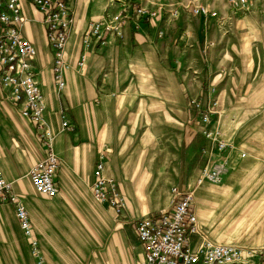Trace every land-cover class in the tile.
<instances>
[{"label":"crops","instance_id":"obj_1","mask_svg":"<svg viewBox=\"0 0 264 264\" xmlns=\"http://www.w3.org/2000/svg\"><path fill=\"white\" fill-rule=\"evenodd\" d=\"M225 1L139 0L137 5L146 8L150 3L165 6L162 15L139 19L132 6L125 8L117 0H69L73 22L65 48L68 68L63 71L65 86L59 90L41 15L23 0L22 35L36 50L34 69L45 102L44 120L60 160L55 176L58 195L48 198L32 187L28 173L42 160L43 148L34 125L21 117L1 86L0 169L25 206L46 264H137L144 250L132 223L168 210L173 189L194 187L196 178L193 170L186 171L187 162L196 145L197 176L204 141L191 125L188 100L204 96L212 86L220 87V73L229 62L224 49L230 43L225 44L221 25L212 26L214 19L203 23L180 7L199 2L223 13ZM173 7L180 9L176 19L168 13ZM121 12L122 37L107 33L106 44H94L79 69L82 38L90 25ZM255 19L234 25V32H242V46L247 36L264 32V19ZM204 36L214 47L211 68L202 50ZM243 58L247 62L249 57ZM243 92L241 102L260 114L254 122H246L225 110L234 119L224 125L235 147L228 153L230 170L220 184L195 189L196 213L214 242L243 244L248 233H254L252 243L243 247H258L264 242V226L254 229L252 222L264 192L234 187L256 182L250 171L264 184V91H251L249 96ZM61 112L68 115L73 132L62 129ZM100 155L104 176L124 199L119 213L96 203L91 195ZM0 264H34L14 206L8 202H0Z\"/></svg>","mask_w":264,"mask_h":264},{"label":"built area","instance_id":"obj_2","mask_svg":"<svg viewBox=\"0 0 264 264\" xmlns=\"http://www.w3.org/2000/svg\"><path fill=\"white\" fill-rule=\"evenodd\" d=\"M27 1L41 15L46 40L53 53V81L57 89L61 90L65 86L63 71L68 68L65 48L73 22L68 0ZM238 3L245 4L246 0H238ZM22 7L23 0H0V86L7 91V100L17 107L21 117L34 125L36 138L43 148L42 160L36 162L28 173L31 185L38 194L55 198L59 191L55 176L60 168V160L53 151L54 136L44 120L45 102L34 69L36 50L22 35L26 22ZM135 13L141 19L151 18L156 14L140 6L135 8ZM191 14L204 19L216 15L204 7H193ZM121 27L122 13L105 21L92 23L82 38L83 52L77 67L83 69L94 44H106L107 33L122 37ZM189 105L192 109L191 124H194L196 132L204 141L195 186L202 183L218 185L230 170L228 153L235 150L232 134L224 125L234 119H228L219 110L215 99L204 105L194 98L190 99ZM60 119L64 131H74L65 112H61ZM240 157L244 158L245 154L242 153ZM103 169V156L100 155L93 171L94 180L90 189L92 198L96 203L119 213L124 207V199L116 191L112 180L104 176ZM172 194L168 210L142 217L132 223L144 250L143 257L137 264H264V242L258 247H243L216 243L210 238L207 230L199 224L195 187L182 190L175 188ZM0 202H8L14 206L15 216L28 240L34 264H46L39 242L33 237L25 206L12 192L11 184L5 180L1 169Z\"/></svg>","mask_w":264,"mask_h":264},{"label":"rangeland","instance_id":"obj_3","mask_svg":"<svg viewBox=\"0 0 264 264\" xmlns=\"http://www.w3.org/2000/svg\"><path fill=\"white\" fill-rule=\"evenodd\" d=\"M117 2L121 4H126L125 8H130L132 6L134 13H135V8L140 6L137 5L139 0H119V1L117 0ZM68 4H69V0H68ZM224 5H225V10L223 13L212 9L211 6H209L208 4H203L199 2H193L186 6L180 7L181 9L185 10L188 13L189 12L191 13L193 7H204L209 9L211 12L215 13L216 14L215 16L207 17L205 19L200 16H193L192 14L191 15L193 17L201 18L203 20V23H208L210 22L211 19L212 20L214 19L212 26H214L215 23L218 26L221 25V27H223L224 29L222 36L224 35V39L226 40L225 44L230 43V46L224 49L226 51L225 55L229 56L228 59L229 62L224 66L223 70L225 72L220 73L222 74V78L220 79L221 82L220 87L217 88L215 86H212L211 88H214L213 91H205L204 96L200 95L196 99L204 105H207L212 99H215L218 102L220 111H223L225 113L226 112L225 110L227 111L229 110L230 112L236 113L242 120H246V122H254V119L258 117L260 111L259 110L249 111L246 108V104L241 102L242 99L244 98V95H242L241 93L243 91H247V96H249L251 94V91H264V32L259 33L258 35L252 33L250 36H247V39L244 42L245 45L242 46L241 45L242 42L240 39L242 37H240L239 35L242 34V32L239 34L234 32L235 29L234 25L237 24V22L239 21L247 20V21L257 22L255 18L264 19V17H261V15H263L264 13L261 12L262 9L261 7H264V3L261 2L260 0H246L245 4H240L238 3V0H226ZM149 6L154 8H148ZM149 6L147 8L140 6L147 9L148 11L156 12L154 17L147 19H153L156 18L158 15H162L163 13H165L164 10L165 6L163 5H154V3L153 4L150 3ZM179 10L180 9H178V7L170 8V10L168 11V13L170 14V18L176 19L179 16ZM138 18L141 19L140 17ZM207 34H208L207 36H209V30ZM203 40L205 41V44L203 45L202 50L205 52L208 61V66L211 68V66H213V64L211 63V59H212V51L214 50V47L209 42L210 41L209 38L204 36ZM237 52H239V55L241 56L240 58H242V60L238 58L239 56ZM246 55L249 57L247 62L243 58V56ZM216 71H220V70H216ZM221 92L222 94L220 95ZM216 93L217 95L219 94L220 96H216ZM190 99H194V98H190ZM190 99L188 100V104ZM222 106H224V109L222 108ZM225 114L228 117L227 113ZM190 122H192V120H190ZM191 125L194 127L193 124ZM250 128H252L253 130L254 124H252ZM197 160L198 159L196 153V145H194L192 148V156L187 162V169H186V171L188 170V168L191 169V171L193 170L192 178H197V176L195 175L196 170H194L198 162ZM250 172L254 174L253 177H255L256 182H252L248 184L249 186L246 185L247 187L235 186L234 190L251 191L257 194L259 192L260 193L264 192L263 191L264 184L257 180L258 177L253 171ZM202 184L210 185L208 183H202ZM210 186H216V185H210ZM194 187L196 189L198 186L194 185ZM260 202L261 205H259L258 203L257 204L258 206L254 208L255 219L252 222L253 225L252 227L254 229H259V227L264 226V200ZM206 228L208 229L210 235L209 227L206 226ZM214 231L216 234L218 233V230H214ZM253 235L254 233H248L247 235L248 238H246L245 241L244 240L242 241L245 242L243 244L239 243L241 241L233 242V243L242 246L249 245L248 243H252L253 241L252 239ZM196 246L197 244L194 245V247Z\"/></svg>","mask_w":264,"mask_h":264}]
</instances>
